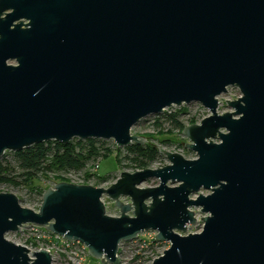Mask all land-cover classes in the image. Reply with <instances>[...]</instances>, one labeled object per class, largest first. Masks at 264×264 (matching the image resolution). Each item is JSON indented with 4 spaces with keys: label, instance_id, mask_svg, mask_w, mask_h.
Segmentation results:
<instances>
[{
    "label": "water",
    "instance_id": "water-1",
    "mask_svg": "<svg viewBox=\"0 0 264 264\" xmlns=\"http://www.w3.org/2000/svg\"><path fill=\"white\" fill-rule=\"evenodd\" d=\"M192 104L209 112L182 133L197 159L159 148L167 166L109 188L58 183L38 211L0 193V264H53L6 238L35 225L101 264L148 232L171 245L152 264H264V0H0V157L54 140L144 145L134 126ZM199 212L203 231L185 235Z\"/></svg>",
    "mask_w": 264,
    "mask_h": 264
},
{
    "label": "rangeland",
    "instance_id": "rangeland-1",
    "mask_svg": "<svg viewBox=\"0 0 264 264\" xmlns=\"http://www.w3.org/2000/svg\"><path fill=\"white\" fill-rule=\"evenodd\" d=\"M239 97H241V92L235 87L229 88L226 95H222L219 98L220 107L218 109V114L222 115L224 113H230L233 112L228 104L227 101L236 100ZM189 111L191 112L189 116H185L183 118V121L185 125H191L196 124L199 122L200 119H204V117H209V112L207 109H203V106L198 104H192L190 105ZM157 116L154 117H148L143 122L139 123L138 125L134 126L132 128V133L141 137H145L147 143L151 144L152 146H157L158 149L162 148L165 151H170L173 153H180L182 154L186 159L190 160L192 158H195V153L188 150L186 145L190 142V140H187L181 133L178 131L175 133L170 132V126L165 125L164 129L156 128L154 125L155 119ZM191 120H194L195 123H190ZM186 126V127H187ZM113 141V140H112ZM110 142L108 143V146L104 153L101 154V156L95 160L90 162H99L100 169L96 175L98 178V181L95 183H91L92 186L97 188H109L112 186L113 183H115L121 176V174L124 171H128L131 173V170L127 168V164L122 163L118 164L117 159L119 158V151L122 149H119L118 146H114V144ZM10 152V151H9ZM7 152L4 156L0 157V163H3L4 165H7V163H10L12 167L10 174H8L9 179L14 178V181H16L19 185H14L13 183L7 184V183H0V193H14L20 200V203H22V206H25L29 209L38 211L39 208L42 205V199L43 195L45 194L47 189L54 188L56 184L61 182H69L73 184H80V185H88V184H81L76 179L70 178L68 176H64V174L59 173L55 175H48L47 177H37L34 179L33 183L27 184L25 180H23V177L21 176L22 170L17 168L15 160L13 158V152ZM191 152V153H190ZM160 163L163 165L168 164V160L164 157L160 160ZM160 164L156 163L152 169H155L156 166H159ZM109 176L110 180L106 182H101L100 176ZM159 184L158 181H150L144 184L142 187H157ZM90 185V184H89ZM88 185V186H89ZM204 195H208L209 192L202 191ZM106 204V209L108 211V214L110 216H120V211L118 208L115 207V203L112 202L108 197L104 196L103 199ZM123 202L129 203L130 199L124 198L122 199ZM205 214H202L199 212L197 218L200 221V223H197L191 227H189L187 230L188 232L185 235L193 234V233H201L203 231V223L201 220L203 219V216ZM51 232H49L44 227L39 226H32L26 228L23 232L19 233H10L6 235V238H8L11 242H15L16 244L20 245H26L33 251L36 250H46L47 248L51 247V241H53V238L51 236ZM156 233L154 232H148V234H143L141 237L143 238V241L145 243H148L151 241V243H148V246L142 247L139 242L137 244H126V246L123 247L121 252H123L124 257L127 259L126 264H133L137 253L143 254L144 257L149 256H160L162 255L166 250L170 248V243H156L155 240ZM52 248V247H51ZM140 248V249H139ZM54 253L55 260L53 261V264H71L72 262H76L74 255L60 250L59 248L52 249ZM143 251H146L143 253ZM89 254V253H88ZM85 257V263L86 264H98L100 261L91 258L89 255L84 256ZM131 262V263H130ZM139 263V262H138ZM135 263V264H138Z\"/></svg>",
    "mask_w": 264,
    "mask_h": 264
},
{
    "label": "trees",
    "instance_id": "trees-1",
    "mask_svg": "<svg viewBox=\"0 0 264 264\" xmlns=\"http://www.w3.org/2000/svg\"><path fill=\"white\" fill-rule=\"evenodd\" d=\"M188 112L189 107L173 108L171 113L156 117L154 125L156 128L164 129L167 124L170 126L172 134L176 131L182 134L186 127L183 118L188 115ZM190 123H195V121L191 120ZM107 146L108 143L102 140L82 141L76 139L65 145L54 140L42 142V144H36L31 146V148L13 152L12 154L17 168L22 170L21 176L23 180L30 184L33 183L35 178L40 176L44 178L50 174L55 175V173H78L84 170L90 162L97 160L105 152ZM119 154L117 163L126 162L127 168L131 171L152 168L156 163L160 164V160L164 158L158 147L149 143L144 145L134 143L130 147L122 148ZM10 167H12L10 163H7V165L0 163V183L19 185L14 181V178L9 179L8 174L12 171ZM99 180L106 182L110 180V177L107 175L100 176ZM145 252L143 251V253ZM143 259L144 255L137 253L134 263Z\"/></svg>",
    "mask_w": 264,
    "mask_h": 264
},
{
    "label": "built area",
    "instance_id": "built-area-1",
    "mask_svg": "<svg viewBox=\"0 0 264 264\" xmlns=\"http://www.w3.org/2000/svg\"><path fill=\"white\" fill-rule=\"evenodd\" d=\"M195 105H198V104H195ZM182 107H187V108L189 107L190 108L191 106L190 105H183ZM173 108H181V107L180 106H175V107H172V108H167L165 110V112L162 115H160V116H163L165 113H171V109H173ZM203 109H204V107H203ZM190 113L191 112L189 111L187 116L191 115ZM160 116H157V117H160ZM204 119H205V117H204ZM202 120L203 119H200L199 122L196 123V124H200V122ZM112 143L114 144V146L117 145L114 141H112ZM192 159H197V155L195 154V158H192ZM165 166H167V165H163V164L160 163V165L156 166L155 169L156 168H162V167H165ZM100 167L101 166H100L99 162H94V163L88 164L87 167L84 170L79 171L78 173H76V172H66V173H62V174H64L65 177L68 176L70 178L76 179L77 181L79 180L78 182H80L81 184H88V185L90 184V185H92L91 183H95L96 181H98V178L96 177V175H97ZM131 173H134V171H131ZM195 198H197V196ZM30 227H32V226H30ZM26 228H28V227H23V230L21 232H23ZM51 236L53 238V241H51V247L52 248L49 247L47 249L50 251V253L52 255V258L54 260H55V258H54V253H53L52 249H54V248L58 249L59 248L62 251L69 252V253L74 255V257H75V259L77 261L76 262L74 261L71 264H86L85 263L86 260H85L84 256H86V255L88 256L89 255L88 254V248H87L86 245L82 244L81 242L80 243L79 242H70V241L68 242L64 238H62L60 236L53 235V234H51ZM137 242H139L142 247L148 246V243L149 244L151 243V241L148 242V243H145L143 241V238L140 237L139 239H137V241H134V242H131V243H126V244L135 245V244H137ZM126 244L122 245L120 250H122L123 247L126 246ZM21 246H23V247L25 246L26 248H28L30 250V257L32 259H33L32 255L34 253H36V251H40L41 250V249H39V250L33 251L32 249H30L26 245H21ZM123 252H124V250H123ZM123 252H121V251L119 252V257H120V260H121L122 264H126L127 263L126 262L127 259L124 257ZM160 256H149V257L147 256V257H144L143 260H139L138 261L139 263L138 262H136V263H138V264H152L153 261L155 259L159 258ZM134 260H132V261H134ZM98 264H101V263L99 262ZM133 264H135V263L133 262Z\"/></svg>",
    "mask_w": 264,
    "mask_h": 264
}]
</instances>
